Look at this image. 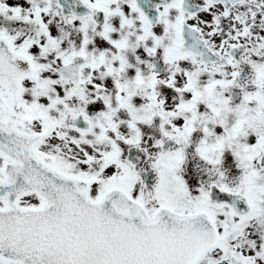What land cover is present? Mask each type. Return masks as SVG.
<instances>
[{
	"label": "snow or ice",
	"instance_id": "1",
	"mask_svg": "<svg viewBox=\"0 0 264 264\" xmlns=\"http://www.w3.org/2000/svg\"><path fill=\"white\" fill-rule=\"evenodd\" d=\"M0 264H264V0H0Z\"/></svg>",
	"mask_w": 264,
	"mask_h": 264
}]
</instances>
